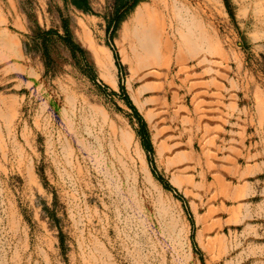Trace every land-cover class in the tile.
I'll use <instances>...</instances> for the list:
<instances>
[{
	"label": "rangeland",
	"instance_id": "374dc122",
	"mask_svg": "<svg viewBox=\"0 0 264 264\" xmlns=\"http://www.w3.org/2000/svg\"><path fill=\"white\" fill-rule=\"evenodd\" d=\"M79 2L0 0V264H264V0Z\"/></svg>",
	"mask_w": 264,
	"mask_h": 264
},
{
	"label": "crops",
	"instance_id": "0c3cea01",
	"mask_svg": "<svg viewBox=\"0 0 264 264\" xmlns=\"http://www.w3.org/2000/svg\"><path fill=\"white\" fill-rule=\"evenodd\" d=\"M225 117L227 118L228 123L222 124L224 132L220 133V138L228 141L230 137H227L226 135H229L231 133L234 137L233 145L235 146V148L247 152L245 146L251 144L250 140H248L250 133L248 132L247 127L252 126L248 122H245L248 121V116L239 110ZM253 127V129L256 130V123ZM250 132L253 133L252 131Z\"/></svg>",
	"mask_w": 264,
	"mask_h": 264
},
{
	"label": "bare ground",
	"instance_id": "6f19581e",
	"mask_svg": "<svg viewBox=\"0 0 264 264\" xmlns=\"http://www.w3.org/2000/svg\"><path fill=\"white\" fill-rule=\"evenodd\" d=\"M160 21H161V20H160ZM161 22H162V21H161ZM157 23H158V21H156V22H155L154 24H152V25L150 24L149 28H150L151 26L154 27V28H158V27H157ZM162 24H163V23H162ZM162 24H161V25H162ZM141 25H142V24H141ZM158 25H159V24H158ZM163 25H164V24H163ZM162 27L164 28V26H162ZM162 27L160 26L161 29H157V30H160V33H159V36H158V37L155 36L156 38L153 36V34H152L153 31H151V30L148 31V34H145L146 31H145V32L143 31V30H145V29H142V30H140L141 32H139L140 34H138V33L135 34V36H137L136 39H138V41H137L138 44L141 45V46H140V45H139V46H140L141 48L146 47V40H148V38L146 39V36H147V35H150V36L152 35V36H153V40L149 37V38L151 39V45L153 44V45L155 46L154 49H157V53L159 52V54H162V49H161V48H163L165 45L170 44V43H168L167 38L165 37V35L163 36L164 33H163V31H161V30H163ZM151 29H153V28H151ZM147 30H148V29H147ZM157 30H155V31H157ZM149 32H150L151 34H150ZM153 33H154V34H157L158 32H157V33L153 32ZM157 35H158V34H157ZM152 36H151V37H152ZM164 37H165V39H164ZM186 39H188V38H186ZM186 39H185V40H186ZM169 42H170V41H169ZM135 43H136V42H135ZM192 44H194V43L192 42ZM147 45H148V44H147ZM149 45H150V44H149ZM188 45H189V44H188ZM194 45H195V44H194ZM139 46H138V47H139ZM132 47H133V46H132ZM166 47H167V46H166ZM189 47H190V46H189ZM194 47H195V49L197 48L196 46H193L192 48H194ZM181 48H182V47H181ZM143 49H144V48H143ZM189 49H190V48H189ZM189 49H188V52H189ZM132 50H133V48H132ZM166 50H167V48H166ZM190 50L192 51V50H194V49H190ZM197 50H198V49H197ZM135 51H136V50H135ZM135 51L133 50V53H134ZM180 51H181V50H180ZM137 52H138V51H137ZM108 54H109V57H110V58H113V57H112V54H111L110 51H109ZM137 54H138V53H137ZM180 54H181V53H180ZM135 55H136V54H135ZM163 55H164V54H163ZM159 56H160V55H159ZM112 84H113L114 87L117 86L116 83H115V81H112ZM149 173H150V172H149ZM175 182H176V181H175Z\"/></svg>",
	"mask_w": 264,
	"mask_h": 264
},
{
	"label": "trees",
	"instance_id": "16d2710c",
	"mask_svg": "<svg viewBox=\"0 0 264 264\" xmlns=\"http://www.w3.org/2000/svg\"><path fill=\"white\" fill-rule=\"evenodd\" d=\"M81 2H79L80 4L79 5H81L83 2H84V0H80ZM135 1H133V3H134ZM121 90H123V88L121 87ZM123 98H124V100L126 101V103H127V105L133 110V111H135L136 112V108H135V106L132 104V102H131V100L129 99V97H128V95L125 93V92H123ZM143 144H144V146H145V148L147 149V151H149V149H150V143L149 142H143ZM161 180V182H163V185L165 186V187H167V188H169V186H168V184L165 182V181H163L162 179H160Z\"/></svg>",
	"mask_w": 264,
	"mask_h": 264
}]
</instances>
